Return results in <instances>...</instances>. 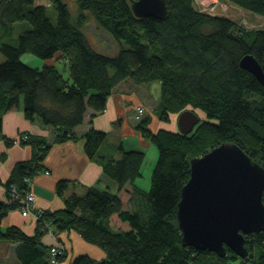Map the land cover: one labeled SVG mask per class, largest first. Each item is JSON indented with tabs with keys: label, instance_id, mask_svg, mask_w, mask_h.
Listing matches in <instances>:
<instances>
[{
	"label": "trees",
	"instance_id": "1",
	"mask_svg": "<svg viewBox=\"0 0 264 264\" xmlns=\"http://www.w3.org/2000/svg\"><path fill=\"white\" fill-rule=\"evenodd\" d=\"M50 1L58 10L57 24L50 20L47 5L37 0H0V27L10 29L23 20L32 25L16 42L0 45L6 57L0 62V137L2 112L22 108L28 120L39 118L55 129V142L76 140L75 128L88 109L92 116L104 111L115 87L125 79L162 83L159 106L153 112L160 120L170 121L171 114L189 106L205 117L200 115V122L187 134L152 129L151 115L139 122L141 134L159 151L149 190L136 183L145 150L120 144L119 158L98 156L107 132L92 127L85 134L86 152L97 156L104 171L118 182L116 192L91 187L84 195L66 197L64 208L39 212L43 229L34 234L16 225L3 227L5 216L17 204L0 200V239L17 244L20 264H52V252L41 240L50 230L47 222L57 229L77 230L106 253L101 260L82 254L72 264H264V231L246 235L247 256L231 249L220 256L185 246L177 218L193 157L234 142L264 166V85L240 66L241 58L251 53L264 68V29H245L230 17L201 11L196 0H166L165 18L138 17L129 0H78L75 20L64 0ZM224 1L264 17V0ZM90 16L118 42L115 54L96 49L88 39L83 26ZM27 52L45 64L39 68L24 62L21 58ZM59 61L69 64V77L58 67ZM20 138L22 144L33 142L35 152L31 159L16 163L6 185L9 189L14 184L25 194L29 187L25 178L41 169L52 144L26 133ZM15 140L6 142L11 145ZM6 155L0 151V161ZM68 183L58 182L59 195H64ZM129 203L132 208H124ZM65 255L60 251L56 258Z\"/></svg>",
	"mask_w": 264,
	"mask_h": 264
},
{
	"label": "crops",
	"instance_id": "2",
	"mask_svg": "<svg viewBox=\"0 0 264 264\" xmlns=\"http://www.w3.org/2000/svg\"><path fill=\"white\" fill-rule=\"evenodd\" d=\"M41 3L48 4L46 2ZM59 55L60 53H58ZM158 84L156 88L161 91L162 85ZM141 86L142 84H137L131 79H125L115 87L114 92L108 98L104 111L92 116L94 112L89 108L83 123L75 128V133L78 136L76 140L55 142V129L51 125L44 124L39 118H36L35 121L28 120L22 108L2 112L3 131L0 137V151L7 155L4 160L0 161V200L8 201L6 182L16 163L31 159L35 152L33 142L8 145L6 139H17L26 133L32 137L44 138L52 144L41 164V169L32 176L31 188L36 197L34 212L26 216L22 214L20 209H12L4 218L3 227L16 225L27 233L34 234L38 228L43 229V226L39 225L37 214L45 210L55 211L64 208L66 197L72 194L84 195L91 187L99 190H110L111 192L118 190V182L104 171L103 164L97 159V156L94 158L88 156L84 143L85 134L92 127L106 131L107 135L109 134V138L107 137L100 146L98 156L114 158L121 156L119 149L118 151L114 150V152L104 151L107 144H112L115 149L120 146L111 141L110 133L112 132L122 137L120 141L126 149H129L130 147L127 146L131 145H134L131 147H140L149 144V139L147 141L144 136L142 137L137 128L139 123L135 125L131 110L132 108L136 109L137 105H144L147 110L154 105L155 108L158 107L161 94L159 97L144 94ZM155 117L157 115L153 114L149 123L152 129L164 128L161 120ZM128 139H131L129 141L132 142L129 143ZM62 179L69 182L63 196L57 192V184ZM127 187L131 189L132 185L127 184ZM124 208L131 209L132 204L129 203ZM41 240L43 246L47 247L49 251L51 247L58 246L66 252L65 257L56 264H72L73 260L82 254H88L98 260L106 257L102 248L85 240L75 229H57L56 225L50 224V230L42 235ZM16 249L17 244L14 241L0 239V264H20Z\"/></svg>",
	"mask_w": 264,
	"mask_h": 264
},
{
	"label": "water",
	"instance_id": "3",
	"mask_svg": "<svg viewBox=\"0 0 264 264\" xmlns=\"http://www.w3.org/2000/svg\"><path fill=\"white\" fill-rule=\"evenodd\" d=\"M129 1L138 17L168 15L166 0ZM90 27L99 41H107L105 51L114 47L110 33ZM240 66L264 85V68L253 54L244 55ZM200 120L195 110L185 109L178 115V128L191 133ZM263 196L264 166L237 143L224 142L193 157L191 177L182 188L177 210L183 244L220 256H225L228 249L247 256L246 235L264 231Z\"/></svg>",
	"mask_w": 264,
	"mask_h": 264
},
{
	"label": "rangeland",
	"instance_id": "4",
	"mask_svg": "<svg viewBox=\"0 0 264 264\" xmlns=\"http://www.w3.org/2000/svg\"><path fill=\"white\" fill-rule=\"evenodd\" d=\"M73 15L74 20L78 17L79 14V5H78V0H64ZM204 1V0H203ZM206 3H211V1L213 0H205ZM222 1L223 4H226L228 6V9H226L225 16L232 18L238 25H240L242 28L245 29H264V17L251 12L249 10H246L242 7H239L231 2H227L224 0H220ZM40 2H46L47 4V13L48 16L50 18V20L54 23L57 24L58 22V10L55 4H51L50 0H37V3ZM198 4V3H197ZM221 13V12H220ZM27 23V24H25ZM91 25L94 26V30L97 31H103L101 29H99L97 26H95V21L94 19L90 16L89 19L87 20V22L85 23V25L83 26V29L85 30L88 39L90 40V42L92 43V45L100 50V51H105L104 47L108 46V43L106 40H102L99 41V37L97 36L96 33H94L93 31H91ZM32 27V25L30 24V22L27 20H23V21H19L13 24V26L8 29L7 26H2L0 27V45L1 42L4 41H8V42H16L18 36L25 30L30 29ZM112 44L114 45V47L109 49V53L110 54H115L118 50V42L114 39ZM61 55V54H60ZM24 62L34 66V67H39L41 68L46 60H44L43 58H40L39 56L32 54V53H24L22 55L21 58ZM6 60L5 55L1 52L0 50V62H3ZM58 67L64 72V75L66 77H69V72H70V68H69V64L66 62H57ZM159 83V84H158ZM160 85L161 86V82L159 80H155L152 82H147V83H142V88L141 90L144 91V94H148V95H153V96H158L161 94V91L159 89V91L157 90L156 86ZM143 107L144 108V112L140 113L139 108ZM132 108L131 113L134 115H132V119L135 122V125H137L141 120L145 119L148 115H153V112L155 110V105L151 107H149V109L147 110V108L144 105H137L136 109ZM187 109H192V110H196L194 109L192 106H189ZM198 112L200 113V115L204 118L205 114L198 110ZM181 113V112H180ZM137 115L140 116V118H137ZM156 115V114H155ZM178 115L179 113H173L170 115V121H163L162 125L164 126V128H168L171 130H178V123H177V119H178ZM144 117V118H143ZM157 119V117H155ZM119 123V120H118ZM195 129V128H194ZM107 137L109 138V134L107 135ZM143 137V135H142ZM122 137H120L119 135H117V133L112 132L110 133V139L111 141L117 143V145L121 144V139ZM146 138V137H144ZM131 139H128L127 141L129 143H131L132 141H129ZM146 140L148 141V138H146ZM85 139H84V143H85ZM149 144H144L141 145L140 147H131V146H127L130 147L129 149H140V150H145L146 152V157L145 160L143 162L142 165V175L140 177L137 178L136 182L142 186L145 190H149L150 186H151V176H152V172L153 169L157 163L158 160V156H159V151L158 148L156 146V144L154 142H152L151 140H149ZM14 144H22L21 142H17ZM136 144L137 141H136ZM119 148L115 149L114 146L112 144H107L104 147V151L106 152H114L118 151Z\"/></svg>",
	"mask_w": 264,
	"mask_h": 264
},
{
	"label": "built area",
	"instance_id": "5",
	"mask_svg": "<svg viewBox=\"0 0 264 264\" xmlns=\"http://www.w3.org/2000/svg\"><path fill=\"white\" fill-rule=\"evenodd\" d=\"M198 3V6L200 7L201 11H206L211 14H216V15H225L226 9H228V6L226 4H223L222 1L220 0H213L211 3H206L204 0H196ZM221 12V13H220ZM140 113L144 112V108L140 107L139 108ZM137 118H140L139 115H137ZM20 137H18L15 140V143L20 142ZM25 181L28 184V190L26 191L25 194H22L19 192L18 188L12 184L10 188L8 189V202L10 203H16L17 208L22 211L23 215H29L34 212V203H35V193L32 191V178H25ZM39 216V213L37 214ZM46 226L49 227L50 229V223L47 222ZM60 251H64V249H60L58 246H54L51 249L52 252V258H51V263L56 264L58 262L56 256Z\"/></svg>",
	"mask_w": 264,
	"mask_h": 264
}]
</instances>
